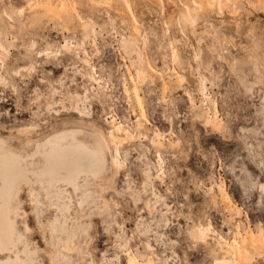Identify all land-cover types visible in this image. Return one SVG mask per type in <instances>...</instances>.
Here are the masks:
<instances>
[{
	"label": "rangeland",
	"instance_id": "1",
	"mask_svg": "<svg viewBox=\"0 0 264 264\" xmlns=\"http://www.w3.org/2000/svg\"><path fill=\"white\" fill-rule=\"evenodd\" d=\"M210 2L0 0L3 137L23 140L20 130L44 116L59 129L84 130L90 143L92 132L113 131L107 123L112 118L116 127L133 133L139 122L143 129L137 134L148 135L119 147L120 162L131 164L114 176L111 158L117 148L110 143L105 170L80 181L89 195L81 205V191L68 189L67 230L32 241L40 255L35 264H127L129 253L153 264L264 261L259 244L241 251L243 238L264 225V0H231L224 15L207 7ZM37 4L50 5L55 13ZM123 38L134 43L132 51L124 50ZM49 50L60 55L40 56ZM33 64L37 71L25 74ZM87 72L102 85L87 81ZM63 93L65 109L54 105ZM73 93L88 96L77 102L88 108L87 121L73 112L68 102ZM55 109L59 113L51 116ZM214 119L219 130L212 126ZM155 137L164 149H153ZM161 158L163 182L148 180L146 163L156 176ZM47 212L42 221L49 231L58 211L48 207ZM192 226L211 227L208 244L191 241L187 230ZM219 236L233 253L218 251ZM238 238L241 247L232 243ZM41 250L47 251L46 259Z\"/></svg>",
	"mask_w": 264,
	"mask_h": 264
},
{
	"label": "bare ground",
	"instance_id": "2",
	"mask_svg": "<svg viewBox=\"0 0 264 264\" xmlns=\"http://www.w3.org/2000/svg\"><path fill=\"white\" fill-rule=\"evenodd\" d=\"M44 10L45 13H55V11L51 10L50 7H46ZM132 43L133 42L129 39H122V46L126 52H130L134 49L132 48ZM174 61H176V59H174ZM83 62L87 63V60H84ZM132 63L134 64V62ZM138 77L140 79L138 78L139 82L138 79L137 82L140 83V80L142 82V76L139 74ZM98 78L96 75H94V73L87 72V81H91L100 85L101 83H99L100 81ZM127 87L124 85L126 94L129 90ZM134 93L137 100L139 101L137 92L134 91ZM74 95L75 96L72 97L76 98L74 99L75 104L71 101V96V98H69L72 103L69 101V99L68 102L73 108V112L77 114V117L82 121H87L86 119L89 118V113L87 112L88 110L86 111L87 107L84 105L80 106L77 104V102L86 101L88 96L86 94L83 96L79 94ZM66 98L65 93H63L59 101L55 102V107H62L64 109L67 108L65 104ZM191 104L195 105V102L192 98ZM48 106L52 105L49 104ZM51 108L54 109V107ZM54 113H59V111L55 109L51 113V116H53ZM35 117L38 118L37 115ZM45 118L46 117L44 116L43 118L37 120L40 121L38 124H41L42 127L45 128L46 132L50 133L53 137V141L46 147L39 138H33L32 142H30L29 138L27 137H23V140L21 141H17L16 138L12 137H3L1 135L2 130L0 129V234H4L6 232L8 228V222L10 220L16 225L18 241L11 248L0 247V264H35L37 259L36 256L39 257L40 255L38 252V247L31 246L32 241L40 235L45 237L44 235H47V232H50V237L52 238L54 236V232L57 233V235H60L65 233L67 230L68 213L71 209L70 197H72V192L71 190L68 192V189H72L76 194H78L77 192L79 190L81 191V196L79 199V205H81L84 201H86L89 195L85 191L81 190L82 185L80 184V181L86 180L88 178H96L98 177L97 174H100L105 170L106 164L108 162L107 151L110 149V143H113L117 148L116 142H118L119 147L126 148L139 141H145L147 140L145 137H148L146 131L143 135L144 139L137 134L138 131L143 129V125L138 122L134 127L136 133H133L130 129H122L121 131H117L115 133L116 142H113L114 133L110 130L108 131L107 135L99 131L92 132L95 135L94 142L90 143L87 139V132L84 130L80 128L59 129L55 125L51 124L50 121L44 124L43 122L46 120ZM208 122H210V120H208ZM211 122L212 126L216 130H219L220 125L217 123V121L214 119ZM107 123L110 125V127L121 129L119 126L116 127V118H112V120L108 121ZM120 133L121 136L118 135ZM18 134H21V131ZM45 139H47V137H45ZM154 139L157 141L155 144L153 143ZM15 142H18L19 145L15 146ZM150 143L153 149L156 151H160L165 148L164 143L157 137L152 138ZM160 144H163V147H160ZM36 145H39V147ZM57 150L63 151L70 157V159L73 161V167L70 173H61L56 177L47 176L42 172V166L47 163L48 154H51ZM6 159L14 161V168L10 174V178H6L8 177V174L2 166L4 160ZM116 159L119 158L116 156L111 158V165L114 167L115 165L113 161ZM157 164L160 165L159 160ZM147 167L148 166L146 163L145 176L148 180L156 179L163 182V179L159 177V174L153 176V173L150 169H147ZM262 189H264V183H262L260 186V191L264 193ZM32 193H35L39 200V204L36 206H34L31 202L30 194ZM45 203H47L46 207H44ZM157 203L158 200L155 201V204ZM18 204L20 206L19 209H17ZM34 207L39 208L41 219L49 214V212H47L48 207L50 210L58 211V213L55 215L52 224L50 225L49 231H46V229L34 231L32 233L26 234L25 240L20 241L19 234L23 231V226L19 225V221L22 222L23 225L27 224L28 227H30L29 224H33L36 221ZM25 208H28L30 212ZM17 211L20 212L19 215H17ZM24 212L29 213V216L25 217L23 215ZM166 220V223L168 224L170 218H167ZM194 230H198V227L192 226L187 230V234L191 241L195 243L200 242L208 244L210 238H208L206 242L193 240L191 233ZM221 240L222 237L219 236V239L214 241L217 245L218 251L224 255L233 253V249L224 245ZM146 247L151 251L149 245H146ZM41 252V256L46 259L47 251L41 250ZM140 257L143 258L144 255H140ZM246 260L250 261L251 258H246Z\"/></svg>",
	"mask_w": 264,
	"mask_h": 264
},
{
	"label": "snow or ice",
	"instance_id": "3",
	"mask_svg": "<svg viewBox=\"0 0 264 264\" xmlns=\"http://www.w3.org/2000/svg\"><path fill=\"white\" fill-rule=\"evenodd\" d=\"M193 2H195V0H193ZM26 7H32V5H27ZM36 7H50V5H39L37 4ZM131 7V5H129V8ZM197 8H200L199 4H196ZM207 7L215 10V9H219V12L221 15L225 14V10L226 9H230L232 7L231 5V0H220L219 4H217V0H211V2L207 5ZM25 9L24 8H20L19 9V14L22 16L24 14ZM5 16H7V18L9 20L12 19L11 16H8L7 13H5ZM192 23H195L194 21H192ZM32 50H37L36 49V45L33 44L32 46ZM68 46L65 45V49H67ZM3 50V46L0 45V51ZM40 56H46V55H57L59 56L60 53L59 52H53L52 50H49V52H44V51H40ZM4 62L3 59H0V64H2ZM36 66L35 64H33L31 67L25 68L24 72L25 74L27 73H32V72H36ZM21 73L17 72L16 75L19 76ZM0 83H4V81H0ZM45 81H40V86L43 87ZM102 85V82H99ZM262 86H264V84H262ZM141 107H143V105L141 104ZM44 124L47 123V121L43 122ZM122 130V126L121 129H113V142H116V137H115V133L117 131H121ZM22 137H27L29 138V141L32 142L33 138H39L40 141L45 145V147L51 143L53 141V137L51 136L50 133H47L45 128L42 127L41 124H37V123H33L30 127H26L20 130ZM45 137H47V139H45ZM145 139H147V137H145ZM117 143V152L116 155L117 157H119L120 153H119V143ZM153 143H157V141L154 139ZM37 147H39V145H36ZM160 147H163V144L159 145ZM114 165H115V171L113 173V176L115 175L116 171H119L120 168H128L130 167L131 162H129L128 164H122L120 162L119 159H116L113 161ZM163 164H164V160L163 158L160 159V167L157 169V172L159 174L160 178L164 177V172L165 169L163 168ZM3 168L6 171V173L8 174V177L6 178H10V174L14 168V161L13 160H4L3 162ZM73 167V161L70 159V157L64 153L63 151L57 150L52 152L51 154H48V158H47V163L44 164L42 166V172L47 175V176H51V177H56L57 175L61 174V173H70L71 169ZM99 176V174H97ZM123 174L121 173V176ZM185 176V180L188 179L187 174H184ZM175 179V178H174ZM169 190L174 192L175 189L171 188V186L169 185ZM130 191V189H129ZM262 191H264V189H262ZM31 197V202L34 206L39 204V200L37 198V195L35 193L30 194ZM19 204L17 205V209H19ZM117 207H119V205H117ZM34 212L36 215V224L34 228H30L28 227L27 224H25L23 226V231L19 234V240L23 241L25 240V236L26 234L32 233L34 231L37 230H44L45 225L43 224V221L41 219V214H40V210L38 207H34ZM20 212L17 211V215H19ZM23 215L25 217L29 216V213L24 212ZM212 229L211 227L205 228L203 226H201L198 230H194L191 233V237L193 240L195 241H203L206 242L207 239L209 238V234L211 233ZM135 236V233H133V237ZM257 236L259 237V240H257ZM17 231H16V225L9 220L8 222V228L6 230V232L4 234H0V247L3 248H11L13 247L16 243H17ZM234 245H236V247H241L240 245V238H238L237 241H233L232 242ZM257 244H259L260 248H261V252L262 255H264V225H261L260 230L258 232V234H253L251 236V238H247L244 237L243 238V247L241 248V251H243L244 249H248L249 246L251 247H256ZM127 247V246H126ZM127 264H153L152 261H141L140 259L134 258L132 256L131 253H129V257H128V261ZM261 264H264V261L261 262Z\"/></svg>",
	"mask_w": 264,
	"mask_h": 264
}]
</instances>
